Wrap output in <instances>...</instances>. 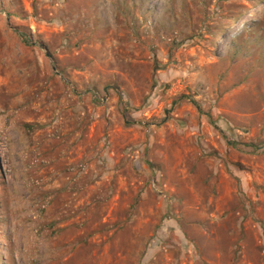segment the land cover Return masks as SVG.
<instances>
[{
  "label": "rangeland",
  "instance_id": "374dc122",
  "mask_svg": "<svg viewBox=\"0 0 264 264\" xmlns=\"http://www.w3.org/2000/svg\"><path fill=\"white\" fill-rule=\"evenodd\" d=\"M0 264H264V0H0Z\"/></svg>",
  "mask_w": 264,
  "mask_h": 264
},
{
  "label": "trees",
  "instance_id": "16d2710c",
  "mask_svg": "<svg viewBox=\"0 0 264 264\" xmlns=\"http://www.w3.org/2000/svg\"><path fill=\"white\" fill-rule=\"evenodd\" d=\"M191 102L199 110V107L196 105V103L194 101H191Z\"/></svg>",
  "mask_w": 264,
  "mask_h": 264
}]
</instances>
